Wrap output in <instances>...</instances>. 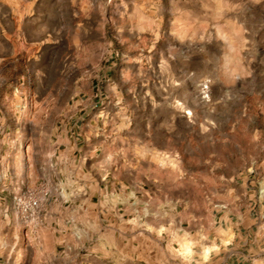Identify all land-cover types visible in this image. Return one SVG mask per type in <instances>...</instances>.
I'll return each instance as SVG.
<instances>
[{"label": "rangeland", "instance_id": "374dc122", "mask_svg": "<svg viewBox=\"0 0 264 264\" xmlns=\"http://www.w3.org/2000/svg\"><path fill=\"white\" fill-rule=\"evenodd\" d=\"M75 121L96 131L87 152L172 181L178 214L248 175L258 189L264 0H0V178L28 168L36 194ZM20 227L0 216V264H57Z\"/></svg>", "mask_w": 264, "mask_h": 264}, {"label": "crops", "instance_id": "0c3cea01", "mask_svg": "<svg viewBox=\"0 0 264 264\" xmlns=\"http://www.w3.org/2000/svg\"><path fill=\"white\" fill-rule=\"evenodd\" d=\"M95 132L75 121L55 136L52 177L36 189L40 207L25 232L40 262L264 264V200L250 175L204 214H178L172 181L138 180L140 169L123 163V153L87 152ZM28 173L11 167L0 178V216L14 239L22 222L13 196L33 191Z\"/></svg>", "mask_w": 264, "mask_h": 264}, {"label": "built area", "instance_id": "2783aa9c", "mask_svg": "<svg viewBox=\"0 0 264 264\" xmlns=\"http://www.w3.org/2000/svg\"><path fill=\"white\" fill-rule=\"evenodd\" d=\"M257 197L264 200V184L259 185ZM13 202L24 227L26 229L32 227L35 215L40 207V201L37 196L31 191H24L13 196Z\"/></svg>", "mask_w": 264, "mask_h": 264}]
</instances>
